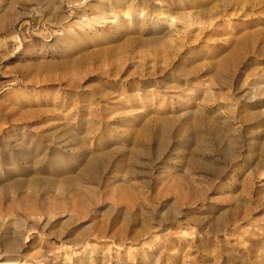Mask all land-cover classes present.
Segmentation results:
<instances>
[{
  "label": "rangeland",
  "instance_id": "1",
  "mask_svg": "<svg viewBox=\"0 0 264 264\" xmlns=\"http://www.w3.org/2000/svg\"><path fill=\"white\" fill-rule=\"evenodd\" d=\"M0 264H264V0H0Z\"/></svg>",
  "mask_w": 264,
  "mask_h": 264
}]
</instances>
